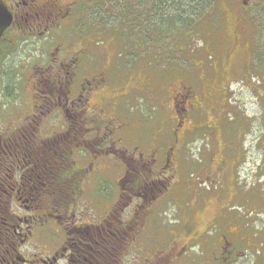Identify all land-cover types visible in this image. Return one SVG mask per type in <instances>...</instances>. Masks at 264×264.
Listing matches in <instances>:
<instances>
[{
    "label": "rangeland",
    "instance_id": "obj_1",
    "mask_svg": "<svg viewBox=\"0 0 264 264\" xmlns=\"http://www.w3.org/2000/svg\"><path fill=\"white\" fill-rule=\"evenodd\" d=\"M126 3L131 0H88L83 5L86 25L103 32L93 39L96 51L109 60L101 65L88 108L112 121L109 129L127 150L124 155L79 156L89 168L87 197L104 206L119 198L127 155L137 159L154 147L155 158L164 160L175 127L167 93L178 90V83L196 90V77L209 85L215 80L219 91L207 92L213 110L206 116L218 122L215 143L204 132L186 138L187 162L163 174L166 190L152 202L146 230L139 235L140 254L149 244L147 255L155 254L157 261L166 255L174 264H264V0H219L213 13L205 10L200 19L181 16L170 32L176 7H164L165 17L152 13L128 29L122 26ZM241 6L252 27L246 23V34H239L243 19L235 15ZM51 30L49 45H81L79 22ZM90 30L92 38L96 33ZM59 54L61 58L64 52ZM91 72L81 67L77 76ZM130 87L136 91L125 92ZM101 94L110 100L99 102ZM210 153L233 163L231 171L225 164L220 174H213L218 176L211 186L202 171ZM201 180L202 196L194 204L191 196Z\"/></svg>",
    "mask_w": 264,
    "mask_h": 264
},
{
    "label": "flooded vegetation",
    "instance_id": "obj_2",
    "mask_svg": "<svg viewBox=\"0 0 264 264\" xmlns=\"http://www.w3.org/2000/svg\"><path fill=\"white\" fill-rule=\"evenodd\" d=\"M1 1L12 21L0 38V264H174L166 255L158 261L155 254L147 255L149 244L141 254L139 247L152 202L164 192L133 193L137 182L125 183V179L137 166V173L146 169L157 183L148 186L158 188L165 171L187 162V137L204 132L215 143L218 122L206 116L213 110L207 92L219 91L216 81L209 85L196 77V90L178 83V90L167 93L175 127L164 160L155 158L158 148L154 147L137 159L127 155L128 162L122 160L125 172L119 198L104 206L96 197H87L89 168L79 156L124 155L127 150L109 129L112 121L88 108L101 65L109 63L93 43L101 29L90 25V32L96 34L87 36L90 26L82 10L88 0ZM235 15L243 19L239 34H246L250 21L244 7H238ZM73 20L81 26V45L64 49L49 45L51 29L71 25ZM86 66L92 72L78 77L77 71ZM134 91V87L125 90ZM99 97V102L110 100ZM214 156L210 153L202 167L204 182L210 186L223 165L233 169L230 159ZM202 181L191 196L194 204L200 202Z\"/></svg>",
    "mask_w": 264,
    "mask_h": 264
},
{
    "label": "trees",
    "instance_id": "obj_3",
    "mask_svg": "<svg viewBox=\"0 0 264 264\" xmlns=\"http://www.w3.org/2000/svg\"><path fill=\"white\" fill-rule=\"evenodd\" d=\"M218 1L219 0H131V3L129 4L126 3L127 11L122 15V18H123L122 22L124 21L122 26H126V28L128 27V29H131L132 26L138 27V25H140V21H143L146 16L152 13L160 14L163 17H165L166 14L163 13L164 7L170 8L171 6V7H176V9L174 10V16L176 20L175 21L174 19L172 20L170 27H169V32H170L171 30H174L172 28L173 27L175 28L176 21L178 23L179 20L181 21L183 19L181 16L190 17L193 14L195 15V17L200 19L207 12V10L213 13L217 8L216 4ZM131 8L134 10L131 11ZM188 13L190 14L188 15ZM195 23H198V22L195 21ZM155 33L157 35H155L154 38H158L159 34L157 32ZM161 36H163L162 29H161ZM79 126L82 127V124L80 123ZM137 170H140V169H137V166H133V169L127 174V177L125 179L126 181L125 183L134 182L135 184V182H137V184L134 185L135 188L132 190L133 193L137 191L141 193H145L146 191L147 192L155 191L156 193L157 191L165 192L166 187H165V184L163 183L162 185L160 183L158 186L160 185L161 186L158 188H152L148 186L151 183H154L157 186V183L154 181L153 176L149 173V171L147 172V170L145 169V174H144V171H140L139 173H137L138 172ZM157 194H159V192Z\"/></svg>",
    "mask_w": 264,
    "mask_h": 264
},
{
    "label": "water",
    "instance_id": "obj_4",
    "mask_svg": "<svg viewBox=\"0 0 264 264\" xmlns=\"http://www.w3.org/2000/svg\"><path fill=\"white\" fill-rule=\"evenodd\" d=\"M12 21V14H10L7 6L0 0V38L1 35L8 29Z\"/></svg>",
    "mask_w": 264,
    "mask_h": 264
}]
</instances>
